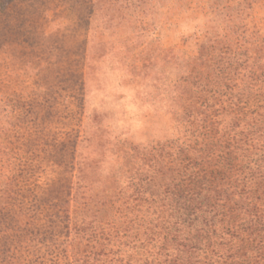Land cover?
Instances as JSON below:
<instances>
[{
    "label": "trees",
    "instance_id": "16d2710c",
    "mask_svg": "<svg viewBox=\"0 0 264 264\" xmlns=\"http://www.w3.org/2000/svg\"><path fill=\"white\" fill-rule=\"evenodd\" d=\"M9 1L0 0V8ZM107 1L126 15L131 7L147 13L152 0ZM88 2L89 17L99 16L102 0ZM230 2L215 7V32L206 31L197 54L161 83L176 135L122 145V167L130 166L124 190L120 184L86 193L96 167L62 145L60 165L79 174L64 185L61 201L42 208L50 227L41 230L19 220L22 171L0 161V264H264V24L247 10L253 0ZM8 41L0 42L6 77L14 70ZM168 57L176 63L174 54ZM25 67L15 70L29 73ZM32 166L18 162L24 171ZM108 174L109 181L117 177Z\"/></svg>",
    "mask_w": 264,
    "mask_h": 264
},
{
    "label": "rangeland",
    "instance_id": "374dc122",
    "mask_svg": "<svg viewBox=\"0 0 264 264\" xmlns=\"http://www.w3.org/2000/svg\"><path fill=\"white\" fill-rule=\"evenodd\" d=\"M230 1L152 0L147 13L131 7L125 15L102 0L101 14L92 17L88 0H41L36 6L10 0L0 8V42L9 39L7 62L14 68L7 77L0 68V87L7 93L0 96V161L11 162V170L19 161L33 164L26 171L15 168L22 171L15 200L24 212L20 221L50 227L49 210L42 208L61 201L70 179L75 183L79 172L60 165L62 145L76 148L96 167L88 172L86 193L120 184L124 190L130 166L122 167V145L176 135L168 89L161 83L197 54L206 31L215 32V7ZM249 1L237 0L243 6ZM247 10L264 24V0H253ZM23 66L29 73H17ZM110 169L117 177L109 181Z\"/></svg>",
    "mask_w": 264,
    "mask_h": 264
}]
</instances>
